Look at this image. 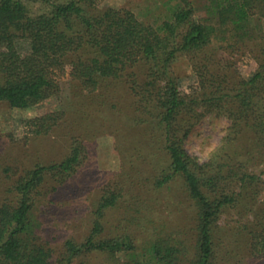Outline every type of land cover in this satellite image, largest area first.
<instances>
[{
  "label": "trees",
  "instance_id": "trees-1",
  "mask_svg": "<svg viewBox=\"0 0 264 264\" xmlns=\"http://www.w3.org/2000/svg\"><path fill=\"white\" fill-rule=\"evenodd\" d=\"M97 2L62 0L52 3L49 12L31 16L23 0H0V102L30 108L59 89L58 78L67 69L88 94L127 77L164 137L168 166L151 188L161 189L175 178L183 181L196 209L195 236L187 243L164 226L147 227L153 219L146 218L139 222L140 229L126 227L103 237L105 212L115 209L121 189L100 195L82 240L66 234L67 221L78 213L77 205L69 208L67 203L76 184L70 180L86 158L85 146L74 140L69 154L57 163L19 174L9 166L4 169L0 264H88L93 254L130 258L122 264H222L218 220L238 206L243 216L255 210L259 177L247 169L250 160L264 159V0H207L214 22L198 20L192 2L180 0L160 23L144 22L129 9L97 10ZM214 43L233 57L250 55L256 70L245 78L231 60L216 62L208 52ZM182 55L198 75L189 93L181 91L173 72L174 61ZM140 65L147 70L141 92L129 72ZM56 115L25 120L28 132L48 134ZM208 115L224 117L230 124L220 146L200 162L184 143L191 128ZM242 156L249 158L233 162ZM47 201L56 210L47 214L54 215L49 230L37 215L41 202ZM239 232L246 243L240 260L264 258V216L255 212ZM139 235H144L141 240Z\"/></svg>",
  "mask_w": 264,
  "mask_h": 264
},
{
  "label": "rangeland",
  "instance_id": "rangeland-1",
  "mask_svg": "<svg viewBox=\"0 0 264 264\" xmlns=\"http://www.w3.org/2000/svg\"><path fill=\"white\" fill-rule=\"evenodd\" d=\"M23 1L30 15L36 16L49 12L52 3L62 0ZM190 1L198 20L211 18L207 12V0ZM179 2L180 0H98L96 9H129L144 22L160 23L170 17V8ZM211 21L214 22L215 19L211 18ZM262 25L264 27V22ZM208 52L213 54L216 62H234V68L245 78L251 76L257 68L256 61L250 55L233 57L220 49L217 43ZM146 71L142 65L129 70L135 74L139 87L146 80ZM173 72L180 79V89L183 92H191L198 83V75L185 55L174 61ZM58 80L59 89L30 108H12L8 103L0 102V199L5 196L7 179L4 169L7 166L15 172L13 174H19L36 165L57 163L69 154L73 141L77 140L85 146L86 158L75 177L70 180V183L76 184L73 193L70 192L67 197V203L69 208L77 205L78 213L73 220L67 221L69 224L64 229L66 234L82 240L90 228V215L100 195L108 189H121L122 197L115 209L105 212L103 237L116 235L126 227L140 229L139 222L148 218L153 221L147 227L164 226L166 232L191 243L195 236L196 209L187 197L183 181L175 178L161 189L151 188L155 176L168 166V157L162 131L153 124L148 110L144 109L146 105L141 102L142 95L133 93L127 77L110 82L95 94L83 91L80 84L72 80L68 69ZM2 81L3 78L0 77V83ZM141 90V87L138 88V91ZM47 114H57L58 117L51 131L37 136L29 133L25 120ZM229 124L230 121L224 117L208 115L191 128L185 139V148L200 162L207 161L220 146ZM248 158L235 157L233 162ZM248 166L247 170L259 177L255 189L257 198L253 205L255 210L243 216L239 214L243 210L242 206H238L221 215L218 220V254L222 264H264V258L260 257L257 260H240L246 251L240 228L252 222L255 212L264 216V159H252ZM47 204L48 201L41 202L37 215L49 230L53 229L51 226H54V215L49 217L47 214H56V210L53 209L54 206L49 207ZM140 208L141 212H138ZM133 214L141 219H133ZM143 236L139 235L138 240ZM129 259L121 254L118 257L93 254L86 262L122 264Z\"/></svg>",
  "mask_w": 264,
  "mask_h": 264
}]
</instances>
